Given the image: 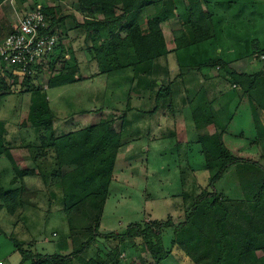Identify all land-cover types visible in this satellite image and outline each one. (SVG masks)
<instances>
[{"label": "rangeland", "instance_id": "obj_1", "mask_svg": "<svg viewBox=\"0 0 264 264\" xmlns=\"http://www.w3.org/2000/svg\"><path fill=\"white\" fill-rule=\"evenodd\" d=\"M147 1L148 3H152L151 5L155 11L154 2L163 0ZM49 2L53 5L50 8L53 9L55 19L57 20L52 31L55 32L60 39L61 50L57 49L56 60H53V62L50 63L49 69L45 71L42 78L33 79L34 81H32L31 86L24 87L22 84H19L12 90H8L10 92H7V90L0 91L5 92L6 94L10 93L7 94L6 96L8 97L2 101L3 109L0 112V135L4 137V140L11 148L29 146L32 149L31 153L35 163L30 162V159L29 162L33 164L34 167H37L36 169L39 168L41 171V178L52 179V186L44 191L45 185L43 184L42 179L38 184L29 185L34 188H37L38 186L39 188L36 194L39 193L40 196L34 197L33 193H30L34 188H27L25 183H23L25 187L23 188L24 190L21 191L22 196L20 199L29 200L30 203H33L34 205L36 204V208H32L31 206L25 207L23 205L20 207L16 202L17 206H15L14 212L16 217H13L14 215H9L10 205L0 201V208L4 209L0 212V230L3 229L5 231V233L2 230V232H0V259L3 260L4 264L21 263V255L15 251V246L11 241L13 238L21 244H23L22 241L26 242V245L23 244L24 247H27V244L31 245L30 247L32 248V251L36 253L45 255L55 253L72 255L79 251L85 243H88L91 240V236L96 231L97 221H95L94 218L92 219L93 221H91L89 219L90 217L88 218V216L81 214L74 219V231L70 230L68 215H66L68 213L63 202L64 193L61 187L62 182L60 173L61 175H67L70 173L71 168L68 166L62 168L61 159L56 157L54 151L48 150L44 153V149L41 148L40 144V137L45 134L43 129H30L27 127V123H25L24 127H21L23 122L29 121L27 118L23 119L27 111L30 112L31 109H33L32 107H38L41 103L46 101L42 92L47 89V82L50 77L66 72L68 69L79 64H77V62L74 61V58L68 53L69 50L72 51L70 42L75 41L73 45L76 50H74L73 53L77 51L80 60H83L82 64H80V66L78 65L81 69H84L81 73L83 76L84 74L92 73L89 72V70H85L91 69L94 65L91 59V57L94 56L92 50L96 47H100L106 39V34L104 32H101L98 35L94 33L87 34L85 30L78 27V25L84 22V15L82 14L79 0H70L63 6H61L60 1L58 0H50ZM38 3V6H40V2ZM186 3L188 5L187 0ZM0 4L4 5L0 6L1 44L10 33V30L7 29H11L12 23L10 19L13 20V23L19 21V17L22 18L26 12H29L36 6V1L6 0ZM119 7V10L122 9V6ZM119 13L120 11H117V14ZM94 17L101 19L103 16L99 15L97 12ZM245 17L246 16H243L234 21L232 27L235 29L224 27L220 23L224 21L223 18L220 19V22L217 20L214 24L216 29L214 30V41L208 45V48H205L207 46L204 45L199 46L198 51L200 53L197 51L199 54L196 58L198 61L196 65H191L193 66V69H199L201 72H208L210 75L209 80H214V83H217V87L219 85L218 88H215V97L210 100V105L208 107H194V116L198 115L200 125L206 126L207 131L208 129H213V132L223 133V135L229 131V137L226 144H224L230 154L238 158H242L245 154L249 156L247 158L248 160L257 163H246L244 166L242 165L241 168H239L240 170H238L239 172H236V170L231 175L229 174L226 178L224 177L221 179L216 185V189L223 197V201L232 200L233 202L235 201L238 203L242 201L249 204V207H237L235 218L232 217V222H229V225L227 224L229 228L234 224L239 229H242L235 231L237 234H245L253 217L262 212L260 208L253 210L251 206L258 205L259 196L262 193L261 187L263 186L264 181V171L262 170L264 167V91H260L262 87L261 84H259L257 92H251V95L248 91V85L250 82L244 81L245 85L242 86V81L237 83L231 77V73L233 72L238 75L256 73L264 74V26L260 24L258 27L255 23L252 26L253 18L249 16L247 17L248 20ZM76 18L79 22H77ZM255 18L256 20L260 19L264 23V10L262 8H259V13ZM170 26L171 31L167 33L170 41L168 45L170 46V49L174 50L173 31L179 29L180 24L177 19H173ZM77 28L78 30H75ZM71 30L75 31L72 33V36H69L71 32H68ZM235 41L240 45L236 44ZM234 45H236V47H230ZM197 52L195 53V56L197 55ZM218 59L225 62L227 67L202 69L204 64L207 65L209 62ZM85 60H87V62ZM77 61L79 62V60ZM53 63H55V66H53ZM3 68L4 66L0 63V71L1 69L4 71L5 68ZM122 80H124L123 77L112 78L109 80V83L111 85L121 84L123 83ZM78 90V87L71 89H68V87H62V89L57 90L50 89L47 94L51 100V104L59 113L61 108L59 106L61 104L59 99L63 98L65 102L67 100L70 101V98L74 99ZM216 91H219V93L217 94ZM126 94L127 93L123 92L121 96ZM76 102L78 103V106L84 104L86 108L93 105L92 102H86L85 100L84 103L81 100H77ZM9 107H23L25 108V111L23 114L21 111L20 115L17 116L12 113L7 114L6 110ZM68 107L66 109H68ZM116 108H119V110L116 111L127 112L129 107ZM73 109H79V107H71V110ZM197 109H199L198 112ZM4 112L6 114H4ZM94 115L95 114H91L89 117H86L91 124L94 120ZM59 116V119H56L54 122L56 129L58 130V133L55 132L57 136L60 135L61 131L62 133H66L68 132V129H70L68 128V118L65 117L64 112L63 115ZM63 116L64 119L62 118ZM73 123L74 122L71 124ZM217 124H221V127L216 128ZM126 137L127 135L124 138ZM194 139L195 142L191 141L190 144L196 145L197 136ZM190 144L189 147H185L182 152L179 150L175 153L177 154L178 162H181L182 165L185 163V161H183L185 160V157L181 155L187 157L191 156L189 158L190 163L199 166L203 170L198 173V180L196 177L194 179L191 174H188L187 172L185 173L184 170V172H182V170L180 171L181 176L177 173L171 172L167 177L164 175L163 164L158 168V179L163 181L167 180V184H163V187L159 184L157 185L153 181V178L151 179V181H153L152 184H149L147 180L148 175H143L140 178L136 177L138 178L136 187L127 185L128 191L122 192V194L124 193L125 196L128 195V199L120 200L119 207L114 208V210L110 203L115 200L113 197H110L111 199L106 206L102 225L100 222L97 231L103 235L115 232V234H119L120 232L125 233L128 224L144 221L149 213L153 214L152 216L154 219L163 220V222L169 220L170 215H172L170 219L177 224L181 220H184L185 213L189 212L192 208L190 205L192 199H195L196 195L202 192L204 188H206L204 191H212L209 187L211 180L210 174L204 168L206 165L204 157L200 153V148L197 145L198 153L196 152L197 149L193 148V145ZM154 157L159 156L156 153L154 154ZM152 161L153 157H151V162ZM135 162L138 164L143 163L144 165L146 164V158L144 157V159L141 160L136 159L131 162L132 165L137 167ZM155 162L156 164H154V166H157V160ZM126 163H128V161H126ZM158 165L160 166V163ZM5 167H9V162L6 159H0V172L2 171L1 169ZM217 171L218 169L214 171L213 175H215ZM183 177L186 178L187 183L184 186L181 185V180L184 179ZM4 178H2L1 175L0 183L3 185L5 184L3 186L4 189H21L20 183H18V185L9 186L10 179L12 178L11 176L7 175ZM193 180L197 181L192 182ZM110 191L114 196V188ZM184 192L186 193L183 196ZM164 198H169L168 200L173 202L171 203L173 206L167 207ZM183 202L185 203L184 209H177L178 206H183ZM109 207H111V209ZM246 208L252 209L251 212L247 213ZM89 209H92V207H89ZM139 210L143 213L140 214V212H138ZM109 213H113L115 217L110 218ZM172 238L175 241L172 229H166L163 231L161 243L166 254L165 259L163 260V262H165L163 264H169L170 262L167 260L169 259L172 250L166 248V246H169V242ZM149 242L150 241L143 238L126 239L125 241H121L120 239L115 238L106 239L97 237L83 254L82 260L85 263L92 261L95 264H144V262H146V264H154L156 262L150 254V251L146 248V245ZM172 258L176 264L177 257L173 256ZM72 264L81 263L76 259H72Z\"/></svg>", "mask_w": 264, "mask_h": 264}, {"label": "trees", "instance_id": "obj_2", "mask_svg": "<svg viewBox=\"0 0 264 264\" xmlns=\"http://www.w3.org/2000/svg\"><path fill=\"white\" fill-rule=\"evenodd\" d=\"M4 1L6 0H0V3ZM187 1L188 5L186 0L154 2L155 14L145 19L143 15L152 4L147 0H79L84 22L78 27L85 30L87 34L98 35L101 32L106 34V39L101 46L92 50L100 74H111L128 69H132L136 73L144 72L147 64L162 56L214 39L215 32L211 16L204 9L202 0ZM119 6H122V9L119 10ZM42 11L46 15L47 21L50 23V31H52L53 26L57 23L53 9L42 6ZM117 11L120 13L117 14ZM97 12L103 16L101 19L94 17ZM173 19H177L180 24V28L173 31L174 50L169 48L162 30V24L171 22ZM12 32L13 30L9 35ZM59 49L61 50V47ZM71 52L68 51V53ZM0 63L5 68H3L4 71L2 69L0 71V91L10 92L8 90H12L19 84L29 87L32 85L33 79L43 77H21L8 70L6 64L1 60ZM217 67L225 68L227 64L218 59L207 65L204 64L202 69H216ZM231 77L237 83L242 81V86L245 85L244 81L250 82L248 85L250 93L257 92L259 84L262 87L260 91H264L263 73L238 75L233 72ZM84 80L80 67L76 65L66 72L51 76L47 82V88L62 87ZM7 94L0 92V110L2 101L7 97ZM163 94L160 92L157 95L158 102L165 97ZM32 108L27 119L33 128L44 130L45 134L40 137L44 153L48 150L54 151L56 157L61 159L62 168L65 166L71 168L67 175L60 173L61 187L64 193L63 202L68 213L66 215H68L70 230L74 231V219L80 214L90 217L91 221L94 218L97 225L91 240L72 255L36 253L30 246L24 247L16 239H11L16 252L21 255L20 264H72V259L78 260L81 264H95L92 261L85 263L82 256L97 237L115 238L121 241L135 238L146 239L150 241L146 248L153 256L156 262L154 264H160L166 256L161 243L163 231L166 229H172L175 236L174 244L179 246L194 264H264V181L258 205L251 206L253 210L260 208L262 212L253 217L245 234L235 233L242 229L234 224L230 229L228 225L229 222H232V217L235 218L237 207H249V204L242 201L240 203L232 200L223 201V197L216 189V184L231 167L242 163H257L232 156L223 142V133L213 132V129L207 131L206 126L200 125L197 115L194 116L195 127L198 131L196 146H199L200 153L204 157L206 165L204 168L209 172L218 169L209 183L212 191H203L184 220L178 224L172 219L165 222L133 223L123 234L103 235L97 230L114 178L117 155L125 134V118L104 119L76 132L57 136L54 131L55 114L49 104L45 101L38 107ZM198 111L199 109H197ZM28 122H23L22 126ZM31 151L29 146L11 148L4 137L0 135V158L6 159L10 165V168L1 169L0 178L1 175L4 178L5 173L11 170L14 176L9 182V186L18 185V183L21 186V189L6 190L0 183V201L10 205V214H14L16 202L20 207L24 204L34 205L27 199H20L21 191L25 187L23 185L24 178L41 175L39 168L36 169L37 167L30 163H35ZM262 170L264 171V167ZM33 195L35 197V193ZM246 209L247 213L252 210ZM0 232L2 231L0 230Z\"/></svg>", "mask_w": 264, "mask_h": 264}, {"label": "crops", "instance_id": "obj_3", "mask_svg": "<svg viewBox=\"0 0 264 264\" xmlns=\"http://www.w3.org/2000/svg\"><path fill=\"white\" fill-rule=\"evenodd\" d=\"M35 1H36V6L39 5L38 2H40L41 7L44 6L50 8L53 6L49 2L50 0H35ZM58 1H60L61 6H63L66 5L67 2L70 0H58ZM149 1H153V0H149ZM202 4L204 9L211 16V22L214 30H216L214 26L215 22L217 20L220 22L221 18H223L224 21L220 23L224 27L226 28L230 27L232 29H235L232 27L234 25V21L240 19L243 16H246L245 18L249 16L253 18L251 24L252 26L254 23L258 27L260 24L264 26V23L260 19L256 20L255 18V16L258 15L259 13V8L260 9L262 8L264 10V0H202ZM0 6H4V5L0 4ZM27 13L28 12H26L25 14ZM154 14L155 11L153 10V6L151 5L146 9L143 17L146 19L147 17L152 16ZM20 18L21 17H19L18 20H20ZM10 21L12 23L11 29L10 28L7 29L11 31L14 29V27L18 24L19 21H15L14 23L12 19H10ZM77 22H79L78 19ZM170 23L171 22H165L162 24V30L167 44H169L170 42L167 34L169 31H171ZM75 30H78V28ZM75 30L69 31L68 33L71 32V34L68 35L72 36V33ZM213 41L214 39L200 43L193 47H189L174 53H170L166 56H162L154 60L152 63L147 64L145 71L139 73L134 72L132 69H128L126 71H117L111 74H100L97 66V61L95 57L92 56L91 57L92 63L95 65V67L93 65L91 69H85V70H89V72L92 73H88L89 75L84 74L83 75V77L85 78L84 81L62 86L63 88L68 87V89L78 87L79 90L77 91L78 93L75 94L74 99L70 98V101L67 100L65 102L63 98L59 99V102L61 103L59 105L61 107L59 113L51 104V100L47 92L50 91V89L57 90V89H62V87L47 88L45 91L42 92L46 102L49 104L50 108L54 111L55 120L59 119L60 117L59 115H63V112L65 114V117L68 118V128L70 129H68V132L66 133L64 132L62 133L61 131L60 135L58 136L65 135L71 132H76L92 124H96L104 119L110 120V119H118L123 117L126 120L124 137L127 135L128 139L127 137L123 138L122 146L119 149L117 155V160L114 170V178L109 189L108 200L106 201L104 207V211L101 219V225L105 215L106 206L108 204V201H110L111 199L110 197H113L115 200V201H111L112 203L109 202L110 204H112V209L114 210V208L119 207L120 200L128 199L127 198L128 195L125 196V194L124 193L122 194V192L128 191L129 185L136 187L137 179L140 178L141 176L148 175L147 180L149 184H152V182L154 181L157 185L159 184L161 187H163V184L166 185L167 180L163 181L158 179L159 178L158 168L161 167L162 164H163L162 166L164 167V175H166L167 177L168 175H170L171 172L177 173L178 175L181 176L180 171L182 170V172L185 171V173L187 172L188 174H191L195 179V177L197 178L198 173L203 171L199 166H196L195 164L194 166L193 163H190L189 158L191 156L187 157L181 155L185 157V160H183L185 161V163H183L182 165L181 162H178L179 160L175 152H178L179 150L182 152V150H184L185 147L187 146L189 147L191 141L195 142L194 138H196V136L198 135V131L196 130L195 127L194 107H208L210 105V100L214 99L215 97L214 96L215 88L219 87V85L218 87L216 86L217 83H214L215 82L214 80L212 81L209 80L210 75L208 72H201V70L193 69V66H191V65H196L198 61L196 58L200 53L198 51L199 46L204 45L207 46L205 48H208V45H210ZM74 42L75 41L70 42L71 45L70 47L72 48V52H71L72 54L69 53V55L72 58H74V61L77 62V64L79 63L78 65L80 66L83 60H80L77 51L73 53V51L76 50L73 45ZM236 44L239 43L236 42ZM230 47L231 48L236 47V45ZM196 52L197 55L195 56ZM77 60H79V62ZM85 61L87 62V60ZM80 70L82 73V70L84 69L80 68ZM121 77L124 78V80H122L123 83L114 84V85H111L109 83V80H111L112 78H121ZM123 92L127 94L121 96ZM160 92L164 93L163 95H165V97L158 102L157 95ZM216 93L218 94L219 91H216ZM77 100H81L83 103L84 100L86 102L90 101L92 102L93 105L87 108L84 106V104L78 106V103L76 102ZM121 102H122V106H121ZM67 107L68 109H66ZM71 107H79V109L71 110ZM116 107H124V108L129 107V108L127 112H119L116 111L119 110V108ZM2 109H3V105L1 104L0 112L2 111ZM6 111L7 114L12 113L13 115L17 116L20 115L21 111L23 114L25 108L9 107ZM28 113L29 111H27L23 119L28 117L27 116ZM4 114L6 113L4 112ZM91 114H95L92 124L88 119H86V117H89ZM62 118L64 119V116ZM72 122L74 123L71 124ZM27 125L28 128L34 129L30 125V122H28ZM24 126L25 125L23 126L21 125V127ZM219 127H221V124L216 125V128ZM54 131L58 133L55 123H54ZM228 137H229V131H227L223 135V142L225 144L227 142ZM193 148H196L197 149L196 152L199 153L196 145H193ZM156 153L158 154L159 157H154V154ZM144 157L146 158V164L143 165V163L138 164L137 162H135V165H137V167L132 165L131 163L132 161H135L136 159L141 160L144 159ZM151 157H153L152 162H151ZM248 157L249 156L245 154L244 156H242V158L244 159H247ZM0 159H4V158H0ZM156 160L158 163L157 166H154V164H156L155 162ZM126 161H128V163H126ZM159 163L160 166L158 165ZM242 165L244 166L245 164L242 163L237 166L231 167L229 170L226 171L222 179L224 177L226 178L227 176H229V174L231 175L236 170H237L236 172H239L238 170H240L239 168H241ZM5 168H10V165L9 167H5ZM209 174L211 178L214 172H209ZM7 175L11 176L12 178L14 176L11 170H9V172H6L4 177H6ZM152 178L153 181H151ZM41 179L43 184L45 185L44 191L48 190V188L52 186V179L50 178L43 179L40 176L26 177L24 178V183L27 186V188L30 187L34 188L29 185L38 184ZM197 180H193L192 182H196ZM185 184H187L186 178H184V180H181V185L184 186ZM37 188L35 187L33 191L30 192L35 193V196L39 197L40 194L39 193L36 194L37 190H39V188L38 189ZM112 188H114V192H115L114 196L113 194H111L110 191L112 190ZM205 189L206 188H204V190ZM202 192L198 193L195 199H192V202L190 203L191 206L194 205V203L197 200V197ZM185 193L186 192H184L183 196L185 195ZM168 196L170 197L169 194ZM168 199L169 198H164V200H166L165 201L166 206L167 207L173 206V204H171L173 202L169 201ZM35 205L24 204L25 207L31 206L32 208H36ZM182 205H183L182 207L178 206L177 209L180 210L184 209L185 203L183 202ZM109 208L111 209V207ZM3 210L4 209H0V212H2ZM138 212H140V214L143 213L141 210H139ZM187 213L188 212L185 213V216L187 215ZM109 214H110L109 215L110 218L115 217L113 213L112 214L109 213ZM9 215L10 216L14 215L13 217H16L15 214L9 213ZM152 215L153 214L149 213L144 221L133 222V223H149L152 221L163 222V220L154 219ZM171 217L172 215H170L169 219ZM182 221L183 220H181L180 222ZM130 224L127 225L126 229ZM1 230L5 233L3 229ZM121 233L123 232H120L119 234ZM22 242L23 244L26 245V242L24 241ZM27 246H31V245L27 244ZM166 248L172 250L170 257L167 260L170 261L169 264H175V261L172 258L173 256L177 257L176 264L177 263L194 264L192 260L183 252V250L180 249L179 246L174 244L173 238L169 242V246H166ZM164 262L162 261L160 264H163ZM0 264H4L3 260L1 259H0Z\"/></svg>", "mask_w": 264, "mask_h": 264}, {"label": "built area", "instance_id": "obj_4", "mask_svg": "<svg viewBox=\"0 0 264 264\" xmlns=\"http://www.w3.org/2000/svg\"><path fill=\"white\" fill-rule=\"evenodd\" d=\"M60 39L50 31V25L41 6L25 14L13 32L0 44V60L8 70L21 77L44 76L56 60Z\"/></svg>", "mask_w": 264, "mask_h": 264}]
</instances>
